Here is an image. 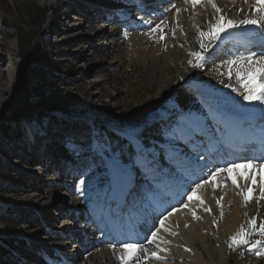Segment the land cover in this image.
Listing matches in <instances>:
<instances>
[{
  "label": "rangeland",
  "instance_id": "1",
  "mask_svg": "<svg viewBox=\"0 0 264 264\" xmlns=\"http://www.w3.org/2000/svg\"><path fill=\"white\" fill-rule=\"evenodd\" d=\"M122 1L59 0L57 5L59 12L64 14L60 17L62 20L66 15V18H69L68 15L77 14L81 25L89 20L96 24L99 22V27H102L105 34L109 36L108 28L105 27L113 22L111 19L114 16L113 13L116 12L115 9L122 7L120 6ZM124 1L123 6L129 4L128 1ZM39 3V0H0V12L3 14V20L0 22V55L6 54L9 43L15 42V57L19 61L18 65L13 64L16 74L9 88L11 95L0 106V128L4 129L0 130V198L12 204H0V230L6 233L0 236V242L8 249L12 247L19 252L22 251L20 247L24 242H20L19 245L18 240L44 236L41 221L53 229L62 230L64 225L60 227L62 222L58 223L56 218L57 206L60 210L63 208L61 206L65 207L67 204V207L72 203L69 211L76 212L77 215L82 213L89 216L93 215L91 213L93 208L99 207L104 218L109 222L107 229L115 227L110 219L112 217L107 218L109 209L107 200L112 191L106 159L109 153L101 148L102 156L91 158L92 155L97 156V151L93 154L89 151L82 153L79 149L81 141H84L82 144L84 148H91L93 142L98 145L106 141L113 151H122V159L125 163H129L132 162L135 149L129 141L119 135L118 129L146 128L143 137L147 138L148 156L156 160L155 152L159 149L158 143L165 141L168 136L166 133H170L175 128L171 118L170 120L161 119L152 124L146 123L148 116L160 109L166 101V97H161L160 92L166 78L175 76L174 70L166 71L161 66L162 61L159 62L158 67L154 66L152 60L144 56L145 51L142 48H136V43L134 44L129 36H125L124 25L117 27V30L110 35L113 38L114 54L110 51H102V46H95L93 41L91 44L79 43V40L75 39L71 44H67L68 38H65L60 40L62 52L54 57L52 54L55 45L52 46L50 42L43 43V49L49 59L47 58L44 64L41 63V66H35L31 65V55L28 63L30 83L26 112L32 118L22 117L16 121L10 119L4 121L2 113L14 98L13 88L23 63L19 51V29L30 28L31 12L46 10V15H49L52 9L51 5ZM65 22L67 24L66 19ZM42 35L41 32L33 44ZM7 65L8 62L0 57V101L8 97ZM193 79V74H190L186 78V83H191ZM199 100L197 98L194 101ZM57 114L70 120L60 119V122H57ZM89 120L92 123H89ZM44 126L51 127L47 129ZM63 133L67 135L65 141L60 138ZM38 138L42 141L48 139L50 144L45 143L43 147L40 144L42 141L39 142ZM50 145H52L51 148ZM55 145L60 147L50 152L55 149ZM41 149L43 151H40ZM61 151L64 153L62 154ZM41 157L50 159L49 170L42 168L43 164L41 165L39 161ZM62 162L64 163L61 167ZM50 169L51 172H48ZM45 173H49V176ZM67 173L80 176L79 182L84 181L75 188L79 192V198L77 199L76 196L75 203L72 198L68 203L67 197L64 199L61 190L63 185L67 184L71 187L76 185L66 178ZM43 177L49 178L50 184L44 183L43 180L46 182L48 179ZM143 177L145 175L139 178ZM218 184L220 185L215 191L212 185L205 195H201L204 200L207 199L204 205H200L198 201L192 202L190 211L187 210L176 229L168 233L165 240L167 242L164 244L165 250L159 251L162 256L159 255L160 259H155L156 261L163 264H195L196 260L188 250L191 248L203 264H217L221 260L224 264H264V256L257 257L254 252L248 251L250 245H241L235 250L229 248L230 237L234 235L230 214L234 205V191L239 187L233 186L231 179L227 178L222 179ZM221 197H223L220 200L222 207L216 203ZM184 199H187V195ZM251 200L254 201L255 198ZM28 206L39 207L40 213L37 215L35 213L37 211L27 208ZM206 208L211 209V212L205 211ZM226 208H229L228 211ZM193 211L199 219H193ZM92 223L97 226L94 221ZM240 223H237V229ZM21 233L27 237L20 236ZM260 239L264 240V237ZM259 250L264 252V244L259 246ZM150 254V252L147 253L148 259H145L146 254L142 252L138 255L141 261L133 258L130 264L150 263L153 260ZM225 255L227 256L224 257ZM1 262L8 264L7 257L3 256Z\"/></svg>",
  "mask_w": 264,
  "mask_h": 264
},
{
  "label": "bare ground",
  "instance_id": "2",
  "mask_svg": "<svg viewBox=\"0 0 264 264\" xmlns=\"http://www.w3.org/2000/svg\"><path fill=\"white\" fill-rule=\"evenodd\" d=\"M39 1L41 5H51L53 7L51 18L55 19L58 17V11L55 10V6L59 3V0ZM126 1L129 2L130 6H136L137 10L142 12V14H135L131 18L129 15L125 17L128 11L125 12L126 10L123 7L116 10L121 11V14L118 15V21L122 23V26L124 25L123 27L127 36L131 38L134 44L136 43V48L139 47L145 51L146 55L144 56L151 59L154 66L158 67L160 65L159 62L162 61L161 66L166 71L171 72L174 70L175 73L174 77L166 78L160 92V96L166 97V101L160 109L148 116L146 123L152 124V122L155 123L161 121V119L168 118L170 120L171 118L174 123L173 125L176 126L184 118V124L187 125L190 123L187 118L195 116L199 118L201 126L192 131L191 138L171 139L167 136L165 141H160L158 143L159 149L155 152L157 161L152 160L148 156V161L142 166H133L134 179L129 189L118 190L112 184L110 168L107 166L108 174L110 175L109 181L112 186V191L107 200L109 208L107 218L109 216L112 217L110 219L112 223L114 222L115 227L108 229L109 235L105 237L112 238V241H106L103 245L98 234L91 235L95 240H93L92 247L86 250L91 252L89 258H83L81 249H79L80 247L82 248V245H79L76 251H72V255L76 254L75 256H77L75 264H113L108 250H112L119 257L122 255V246L119 245L123 243H137L147 248L150 253L153 252L151 250H154L158 252V255L162 256V253L159 251L160 249L165 250L164 244L167 242L165 240L168 233L175 230L180 219L186 214L185 212L187 210L190 211L192 203L189 204L188 208H183V204L187 202V199H184L187 193L195 186L196 182H202L208 178L211 171L218 167L230 166L231 164L241 165L239 169H234L231 173L232 178L236 179L239 184L238 191H234V205L232 203L231 214L229 213L230 211L228 212L231 217L230 223L232 222L233 224L231 226L232 232L235 235L241 225L248 230L250 228L248 220L252 217L256 218L257 228L264 221V200H259L260 185L262 179H264V169H260V175H257L253 168L244 167V163L248 159H251L254 164L264 160V111H262L264 110V105L258 102L249 104L245 101L243 99L244 90L237 82L235 73L233 72V75L229 78L226 67H220L228 59H238L252 55L254 52L245 51L247 44L245 41L256 42L254 39L257 36L259 37L260 30L253 26L232 29L229 32L222 33L220 39L209 44L207 50L201 49L198 42L199 32L207 31L208 23H214L218 15H224L234 20L252 15L253 9L250 8L252 0H249L248 4L244 3V0H214V3L222 10L219 14L215 12V9L212 8L207 0H203L195 9L190 4H185L184 0ZM141 1H148L149 4L143 5ZM173 5H175V8ZM177 8L180 9L178 15L176 12ZM2 20L3 14L0 12V21ZM157 24H160L163 29L164 39H160L161 33L159 31L155 33L151 32ZM78 30H80L81 34L88 33L90 36L102 31L97 24L91 28L85 26V29H81L79 27ZM173 30H175V35H173ZM205 43L208 42L205 41ZM10 46L13 53L9 52L7 55H2L3 59L9 61L7 65L8 73L5 72L6 75L8 74V87L6 90L8 97L0 101V106L11 95L9 88H11L16 74V68L13 67V64L18 65L17 61H13V54L16 50L15 42H12ZM192 52H200L204 56L205 59L201 61L202 67L197 68L189 65V60H192L193 63L196 62L195 58L190 55ZM261 54H264V52L256 55V57L259 58ZM45 58V53L40 50L34 57L32 65H42L45 62ZM218 68L219 71L217 70ZM190 74H193L194 79L191 80V83L187 84L186 78ZM197 98L200 100L195 102L194 100ZM174 117H177V119H173ZM88 122L92 123L90 120ZM145 129L125 127L119 128L118 133L127 141H129L130 134L134 135L143 144L144 148L147 149V138L143 137ZM238 140H244L243 145L245 140L250 141L254 143L256 149H251V145L242 147L240 144V146H235L234 144ZM83 143L84 141H81L79 145L80 151L82 153L89 151L92 154L97 151L96 158L100 155L102 156L100 149L104 145H108L106 141L98 145L93 142L91 148H84L82 147ZM221 147L226 148L222 149L224 152L220 151ZM94 157L95 155L91 156V158ZM200 157L203 158L201 159ZM128 164L131 165L132 162ZM141 175H145V177L142 178L143 182L139 184L137 179ZM228 175L229 173H222L217 178V182L220 183ZM251 177H255V184L252 183ZM66 178L72 180V183H76V185L74 184L71 187L66 184L61 187L64 199L67 197L66 200L69 203L70 198H72L75 203V201L77 202L75 200L76 196L77 199L79 198V192L75 188L79 185L80 182L78 180L81 177L74 173H67ZM211 187L212 184L205 185L200 190L199 195H205ZM249 187L253 189L251 195L255 200H251L245 204L241 192L247 194ZM0 204L12 205L3 198H0ZM173 207H179L181 210L166 221V228L160 229L156 242L149 244L148 239L151 232L156 231L160 227L158 223L159 219L163 215H166L167 211ZM70 216L72 217V221L67 226H62V230L64 232L65 230L67 232L82 230L81 227L76 228L75 225L76 219L84 215H77L74 212L70 213ZM222 221L224 222L225 220ZM239 222L241 223L237 229V223ZM95 226L96 224L93 223L89 226V229L86 230L85 228L83 230L89 233L94 231ZM5 234V232L0 230V236ZM249 238L251 241H254V239L257 240L261 237L253 234ZM18 244L20 245V242ZM157 244L159 248H157ZM188 250L194 260H196L195 264H203L200 257L195 255L193 249L188 248ZM141 253L138 251L135 255L138 256ZM215 262L218 261L215 260ZM147 264L163 263H159L153 258ZM217 264H224V261L221 260Z\"/></svg>",
  "mask_w": 264,
  "mask_h": 264
},
{
  "label": "snow or ice",
  "instance_id": "3",
  "mask_svg": "<svg viewBox=\"0 0 264 264\" xmlns=\"http://www.w3.org/2000/svg\"><path fill=\"white\" fill-rule=\"evenodd\" d=\"M203 0H184L185 4H190L193 9L199 4H201ZM209 4H211L212 8L215 9L217 14L221 13V8H219L214 0H207ZM244 3L248 4L249 0H244ZM175 8V5H173ZM250 8L253 9V13L250 16H244L239 20L229 19L224 15H218V18L215 19L214 23L209 22L207 26V31L199 32V44L200 48L203 50H207L209 44L213 41L220 39L221 34L225 32H229L232 29L238 28H246L248 26H253L260 30L259 36L261 39H264V0H252L250 4ZM242 11V10H241ZM177 15L180 12V9H176ZM259 14V15H257ZM163 23V22H162ZM159 31L161 33L160 39H164L163 29L160 24H157L155 28L151 30L152 33ZM151 34V33H150ZM173 35H175V30H173ZM248 35H256V34H248ZM127 36V33H125ZM207 41L208 43H205ZM191 56L195 58V63L192 60H189L188 63L192 67H202L201 61L205 58L201 55L200 52H192ZM220 67H226L227 75L229 78L235 73V78L237 82L240 84L241 88L244 90L243 99L247 101L249 104L254 102H258L259 104L264 105V54H261L259 58L256 57V54L246 57H240L238 59H228L224 62V65ZM219 71V68L217 69ZM235 91V89H233ZM264 111V110H262ZM190 123L185 125L184 118L182 121L178 123L175 128L170 132L166 133L171 139H184L191 138L192 131L200 128L201 122L198 117L190 116L187 118ZM130 145L134 146L135 152L132 156V164L125 163L122 159L123 152L122 151H113V149L109 145H104V151L109 153L107 159V164L110 168L111 172V181L112 184L118 190H126L129 189V186L132 184L134 179V171L133 166L140 167L145 162L148 161L149 150L145 149L143 144L139 142V140L132 134L129 136ZM201 159L203 157H200ZM241 167L240 164H231L226 167H218L215 170L209 173L208 178L204 179L202 182H196L195 186L192 187L187 194V203L183 204V208H188L189 204L193 201H198L200 205H204L205 201L201 195H199L200 190L205 187V185L212 184L213 191H215L216 187H219L217 182V178L221 176L222 173H229L227 179H231V182L236 187H239L237 180L232 178L231 173L234 169H239ZM244 167H251L256 172L257 175H260L259 170L264 169V160L260 163L254 164L251 159L246 160L244 163ZM252 183L255 184V177H251ZM81 184L84 181H80ZM253 189L251 187L248 188L247 194L241 192V195L244 198L245 203L247 204L253 199L252 194ZM223 197L216 201L217 205L222 207L220 204V200ZM259 200H264V179L261 181L260 185V193ZM179 207H173L171 210L167 211L166 215H163L162 218L159 219V228L156 231H152L150 234V238L148 239L149 244H153L158 239V232L160 229L166 228V221L175 215L176 212L180 211ZM205 211L211 212V209L206 208ZM193 219H199L196 216L195 211L192 212ZM221 217H223V212L221 211ZM248 224L250 228L246 230L243 225H241L239 231L230 237L229 248L235 250L236 247L241 245L248 246L249 252H254L257 257L264 256V252L259 250V246L264 244V240L257 239L254 241H250L249 237L253 234H257L260 237H264V221L259 224L257 228V221L255 217H252L248 220ZM188 227V225H185ZM157 248L159 245L157 244ZM138 251L144 252L145 259H148V250L137 243H123L122 244V255L118 257L120 259L121 264H130L131 260L135 258L139 261V257L135 256V253ZM163 251V249H160ZM151 257L157 260L160 259V256L156 251L151 252Z\"/></svg>",
  "mask_w": 264,
  "mask_h": 264
},
{
  "label": "built area",
  "instance_id": "4",
  "mask_svg": "<svg viewBox=\"0 0 264 264\" xmlns=\"http://www.w3.org/2000/svg\"><path fill=\"white\" fill-rule=\"evenodd\" d=\"M70 3V2H69ZM52 7V6H51ZM52 9L50 10L49 15H46V19H44V22L42 24V33L43 35L39 38V40L37 39V41L33 44V54H31V60L33 61L34 57L38 54V52L41 50L43 53H45L43 46V43H47L50 42L52 43L55 47L54 53L52 55H54V57H56V55H58L59 53L62 52V44L60 45V40H65V38L67 39L66 43L67 44H71L72 40H79V43H92L95 44V46H102V51L107 52L110 51L113 54L115 53L114 51V44H113V38L110 36L111 34H113L117 28L114 26H110L109 24L105 27L108 28V32H109V36L105 34V31H103L102 27H100V29L102 30L101 33H95L93 35H86L81 34L80 30H78V28L80 27L81 29H85V26H88V28L94 27L95 24H93L92 22L86 21V23H84L83 25H81L80 23V19L78 17L77 14H72V15H68L69 18H66V16L64 17L67 20V24L65 22V19L60 18L61 16H63L59 10H58V5H57V11H58V17L53 19L51 18L52 15ZM1 22V21H0ZM98 27H99V22H97ZM63 38V39H62ZM88 41V42H87ZM12 43V42H11ZM9 43V45L11 44ZM105 44V46H103ZM8 49L5 51L7 55L9 52H12L11 50V46L7 47ZM90 51V49H89ZM13 53V52H12ZM16 54H13V61H17L19 63V61L16 59ZM45 61L48 57V55L45 53ZM1 58L2 55H0ZM5 60V59H4ZM8 63L9 61L6 60ZM32 61H31V65H32ZM15 63V62H14ZM44 64V63H43ZM41 66V65H39ZM49 176V175H48ZM47 178V177H46ZM45 178V179H46ZM48 181H44V183L46 184H50V180L49 178H47ZM45 187V185H44ZM30 206H28L27 208H29ZM39 208V207H38ZM36 208L35 206H31L30 209L32 210H36L37 212H35L37 215L38 213H40V211H38L39 209ZM65 210L66 211V221L69 223L72 221V217L70 216V213H73L71 211ZM76 213V212H75ZM82 217H80L81 219ZM79 218L76 219V228L81 227L82 229H85L84 224L81 222ZM41 227L43 229V233L44 236L38 238L36 235V237H27V235H23L24 237L26 236L27 239H23V240H18L19 242H24L22 247H20L22 249L21 252L19 251H15L12 247H10L8 249V247L5 246V244H0L5 247V249L7 250V254L6 257L8 259V264H75V260L77 258V256L72 255V251H76L78 249L77 245L79 243V245H82L81 252H82V256L85 259H88L91 252L86 251L88 248L92 247V243L93 240H95L94 238H92L91 233L89 232H85L83 234L82 240L79 241V239H75V244L77 245H71V240L65 237H61L58 235V230L53 229L51 227H49L46 223L41 221ZM61 227V225H60ZM74 228V229H76ZM89 229V228H87ZM76 231V230H72ZM22 235V233L20 234V236ZM94 235V234H93ZM90 237V238H89ZM99 237V235H98ZM84 238V239H83ZM101 242L103 243V245L105 244V242H109L112 241L109 239L104 240L102 237H99ZM78 245V246H79ZM109 254H110V258L111 261L113 262V264H120V260L118 259V256L113 253L112 250H108ZM105 264V263H104Z\"/></svg>",
  "mask_w": 264,
  "mask_h": 264
},
{
  "label": "trees",
  "instance_id": "5",
  "mask_svg": "<svg viewBox=\"0 0 264 264\" xmlns=\"http://www.w3.org/2000/svg\"><path fill=\"white\" fill-rule=\"evenodd\" d=\"M46 10L35 11L30 13V28L28 30L19 29V51L23 61L20 68L17 80L14 85V98L5 107L2 116L4 121L26 118L31 119L32 116L26 112L27 103L29 99V83L30 79L28 76V63L32 54L33 41L41 34L42 24L46 19ZM0 130H4L3 128ZM5 250L0 247V264L1 258L5 256Z\"/></svg>",
  "mask_w": 264,
  "mask_h": 264
}]
</instances>
